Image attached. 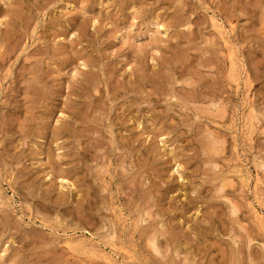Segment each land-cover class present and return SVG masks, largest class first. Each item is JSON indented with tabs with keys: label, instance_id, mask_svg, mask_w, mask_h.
<instances>
[{
	"label": "rangeland",
	"instance_id": "374dc122",
	"mask_svg": "<svg viewBox=\"0 0 264 264\" xmlns=\"http://www.w3.org/2000/svg\"><path fill=\"white\" fill-rule=\"evenodd\" d=\"M263 54L264 0H0V264H264Z\"/></svg>",
	"mask_w": 264,
	"mask_h": 264
},
{
	"label": "bare ground",
	"instance_id": "6f19581e",
	"mask_svg": "<svg viewBox=\"0 0 264 264\" xmlns=\"http://www.w3.org/2000/svg\"><path fill=\"white\" fill-rule=\"evenodd\" d=\"M230 5H231V4H230ZM240 6H241V5H240ZM234 17H235V16H234ZM235 18H236V17H235ZM236 20H237V18H236ZM254 37H255V36H254ZM4 49H5V48H4ZM197 50H198V49H197ZM261 53H262V52H261ZM188 55H189V54H188ZM211 55H212V54H211ZM263 55H264V54H263ZM263 55H262V56H263ZM214 56H215V55H214ZM260 57H261V56H260ZM188 58H189V57H188ZM190 58H191V56H190ZM212 58H213V57H212ZM263 58H264V56H263ZM208 59H210V58H208ZM208 59H207V60H208ZM220 61H221V60H220ZM184 62H185V61H184ZM186 62H187V61H186ZM206 62H208V61H206ZM206 62H205V63H206ZM209 63H210V62H209ZM208 65H210V64H208ZM212 66H214V65H212ZM190 68H191V67H190ZM196 70H197V69H196ZM200 76H201V75H200ZM206 77H207V76H206ZM209 79H210V78H209ZM185 81H186V80H185ZM191 81H193V80H191ZM191 81H190V82H191ZM170 82H171V81H170ZM187 82H189V80H188ZM191 83H192V82H191ZM191 83H189V84H191ZM195 83H196V82H195ZM193 86H194V84H193ZM193 86L191 85V87H193ZM188 88H189V87H188ZM194 88H196V87H194ZM183 89H184V87H183ZM183 89H182V90H183ZM192 89H193V88H192ZM196 89H197V88H196ZM189 90H190V88H189ZM193 90H194V89H193ZM198 91H199V89H198ZM185 92H186V91H185ZM193 92H194V91H193ZM189 93H191V92H188L187 94L189 95ZM200 93H202V92H200ZM195 94H196V93H195ZM91 95H92V94H91ZM183 95H184V97H185V94H183ZM171 96H172V95H171ZM196 96H198V95H196ZM196 96L193 94V95H191L190 97L195 98ZM202 96L205 97L206 95L203 94ZM181 97H182V96H181ZM184 97H182V98H184ZM187 97H189V96H187ZM187 97H186V98H187ZM206 97H208V95H207ZM97 98H98V97H97ZM197 98H198V97H197ZM191 99H192V98H191ZM198 99H199V98H198ZM201 99H202V97H201ZM183 100H184V99H183ZM183 100H182V101H183ZM185 100H187V99H185ZM185 100H184V103H185ZM194 100H195V99H193V101H194ZM204 100H205V99H204ZM204 100H203V101H204ZM207 100H209V99L207 98ZM218 100H219V99H218ZM189 101H191L190 98H189ZM189 101H188V102H189ZM205 101H206V100H205ZM214 101H215V100H214ZM193 103H194V102H193ZM196 103H197V102H196ZM201 103H202V102H201ZM93 104H94V103H93ZM187 104H188V103H187ZM204 104H205V103H204ZM207 104H209V103L207 102ZM213 104H214V103H213ZM94 105H95V104H94ZM96 105H97V104H96ZM130 105H131V104H130ZM134 105H135V104H134ZM136 105H137V104H136ZM194 105H195V104H194ZM209 105H210V104H209ZM204 106L207 107L206 104H205ZM204 106H203V108H204ZM214 106H215V105H214ZM217 106H218V105H217ZM92 107H93V106H92ZM123 107H124V106H123ZM132 107H133V106H132ZM93 108H95V106H94ZM96 108H97V107H96ZM209 108H210V107H209ZM219 108H220V107H218V109H219ZM97 109H98V108H97ZM196 109H197V108H196ZM205 109L207 110V108H205ZM211 109H213V108H211ZM215 109H216V108H215ZM166 110H167V108H166ZM202 110H203V109L201 108L199 111H202ZM94 111H95V110H94ZM94 111H93V112H94ZM210 111H212V110H210ZM215 111H216V110H215ZM222 111H223V110H221V112H222ZM165 112H166V111H165ZM206 112H207V111H206ZM206 112H205V115H204V116H209V115H206ZM221 112H219V113L222 115L225 111H224L223 113H221ZM129 113H130V110H129ZM207 113H208V112H207ZM209 113L212 114L211 112H209ZM216 113H218V112H216ZM219 113H218V114H219ZM167 114H168V113H167ZM201 114H203V112H202ZM216 115H217V114H216ZM221 115H219V116H221ZM116 116H117V115H116ZM183 116H184V115H183ZM188 116H189V115H188ZM202 116H203V115H202ZM204 116H203V117H204ZM256 116H257V115H256ZM120 117H121V116H120ZM146 117H147V116H146ZM222 117H223V116H222ZM260 118H261V117H260ZM96 119H97V118H96ZM96 119H94V120H96ZM115 119H116V118H115ZM125 119H126V118H125ZM211 119H212V117H211ZM89 120H90V119H89ZM91 120H92V119H91ZM91 120H90V121H91ZM96 122H97V121H96ZM202 131H203V130H202ZM213 133H214V132H212V134H213ZM208 134H209V133H208ZM215 134H217V133H215ZM210 136H211V135H210ZM215 136H216V135H215ZM211 137L213 138V137H214V134H213V136H211ZM202 138H203V136H202ZM207 138H208V137H207ZM215 138H216V137H215ZM217 138H218V140H219L220 137L218 136ZM215 140H216V139H215ZM120 141H121V140H120ZM207 141H208V139H207ZM213 141H214V139H213ZM210 142H211V141H210ZM222 142H223V141H222ZM224 143H225V141H224ZM208 144H209V143H208ZM222 144H223V143H222ZM200 145H201V144H199L198 146L201 147ZM214 145L216 146V144H214ZM223 145H224V144H223ZM223 145H221V147H222ZM198 146H197L196 148H198ZM205 146H206V145H205ZM209 147H210V146H209ZM216 147H218V146H216ZM210 148H211V147H210ZM219 148H220V145H219ZM219 148H217V149H218V150H221V149H219ZM222 148H223V147H222ZM204 149H205V147H204ZM206 149H208V148H206ZM210 150L212 151V153L214 152V148H213V149L211 148ZM215 150H216V149H215ZM197 151H198V150H197ZM208 151H209V150H208ZM219 152H220V151H219ZM206 153H207V152H206ZM206 153H205V154H206ZM216 153H217V150H216ZM220 153H222V151H221ZM208 154L210 155V153H208ZM213 155H214V153H213ZM204 156H205V155H204ZM206 156H207V155H206ZM206 156H205L204 158H206ZM215 156H216V155H215ZM207 158H212V154H211V157H207ZM216 158H218V157L216 156ZM212 159H213V158H212ZM212 159H211V160H212ZM218 159H219V158H218ZM203 160H204V159H203ZM203 160H202V161H203ZM207 160H208V159H207ZM209 160H210V159H209ZM209 160H208V161H209ZM205 161H206V160H205ZM213 161H214V160H212V162H213ZM212 162H211V163H212ZM214 162H215V161H214ZM211 163H210V164H211ZM262 163H263V162H262ZM212 164H213V163H212ZM206 165H207V163H206ZM258 165H260V164L258 163ZM216 166H218V164H217ZM216 166H215V167H216ZM261 167L264 169V165H261ZM99 168H100V167H99ZM207 168L209 169L210 167L208 166ZM207 168H206V169H207ZM212 168H213V166H212ZM263 169H262V170H263ZM101 170H102V169H101ZM203 170H205V169H203ZM203 170H201V171L204 172ZM213 170H214V168H213ZM213 170H212V171H213ZM205 172L209 173L210 171L208 172V170H207V171H205ZM212 173H213V172H212ZM205 174H206V173H205ZM209 174H210V173H209ZM214 174H215V173H214ZM226 174H227V173H226ZM216 175H217V174H216ZM217 176L219 177L220 174L217 175ZM223 177H226V176H223ZM64 178H65V177H64ZM209 178H210V175H209ZM225 179H226V178H225ZM225 179H224V180H225ZM207 181H209V179H208ZM213 181H214V180H213ZM218 181L221 182L219 179H218ZM230 184H232V181H231V183H230V182H225V181H224V182H221V190L224 191V192L226 193V192L228 191V189H226V188L229 187ZM219 189H220V186H219ZM229 190H230V189H229ZM230 192H231V190H230ZM218 193H219V192H218ZM225 193H224V194H225ZM230 194H232V192H231ZM225 195H226V194H225ZM215 196H218V195L215 194ZM223 197H224V196H223ZM227 197H228V196H227ZM227 199H228V198H227ZM230 200H232V199H230ZM230 200H228V201L230 202ZM239 200H240V199H239ZM231 203H234V204H235V202H231ZM234 204L232 205L231 214L234 215V216H236L237 206H235ZM218 207H219V206H218ZM238 207H239V206H238ZM219 208H220V207H219ZM219 208H218V209H219ZM215 209H216V208H215ZM222 209H223V208H222ZM238 209H239V208H238ZM217 211H218V210H217ZM144 213H145V212H144ZM149 213H150V212H149ZM221 213H222V212H221ZM227 215H228V214H227ZM234 216H233V217H234ZM139 217H140V216H139ZM139 217H138V218H139ZM231 217H232V216H230V218H231ZM140 218H141V217H140ZM230 218H229V220H231ZM141 219H142V218H141ZM232 219H233V218H232ZM235 219H236V217L234 218V220H235ZM237 220H238V219H237ZM237 220H236V222H237ZM136 221H137V220H136ZM139 221H140V220H139ZM230 222H231V221H230ZM233 222H235V221H233ZM237 223H238V222H237ZM237 223H236V224H237ZM135 224H136V223H135ZM150 225H151V224H150ZM150 229L153 230V227H151ZM113 233H114V232H113ZM145 233H146V232H145ZM152 233H153V232H152ZM142 234H143V232H142ZM159 234H160V233H159ZM144 235H145V234H144ZM151 235H153V234H151ZM154 235H155V234H154ZM167 235H168V234H167ZM147 236H148V235H147ZM149 236H150V235H149ZM169 237H170V236H169ZM112 238H113V237H112ZM149 238H151V237H149ZM35 239H36V238H35ZM151 239H152V238H151ZM156 241H157V240H156ZM143 243H144V242H143ZM148 243H150V244L152 245V247H158V246H157L158 244L156 245V244H153V243H151V242H148ZM150 244H149V246H150ZM222 244H223V243H222ZM154 245H156V246H154ZM152 247H151V248H152ZM148 248H149V247H148ZM158 249H159V248H158ZM152 250H153V249H152ZM157 252H158V251H157ZM157 252H156V253H157ZM159 252H160V251H159ZM178 252H179V251H178ZM157 254H158V253H157ZM159 254H160V253H159ZM162 254H163V253H162ZM263 256H264V255H263ZM261 257H262V256H261ZM261 257H260V258H261ZM262 258H263V257H262ZM171 260H172V259H171ZM262 260H263V259H262ZM262 260L258 259V257H257V261L260 262V261H262ZM261 264H262V263H261Z\"/></svg>",
	"mask_w": 264,
	"mask_h": 264
}]
</instances>
